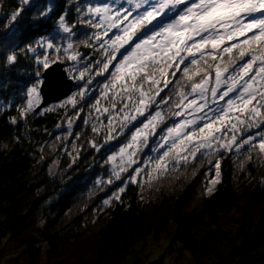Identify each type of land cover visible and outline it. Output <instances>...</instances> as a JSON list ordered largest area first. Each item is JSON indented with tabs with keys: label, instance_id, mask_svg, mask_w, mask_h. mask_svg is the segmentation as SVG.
<instances>
[{
	"label": "trees",
	"instance_id": "16d2710c",
	"mask_svg": "<svg viewBox=\"0 0 264 264\" xmlns=\"http://www.w3.org/2000/svg\"><path fill=\"white\" fill-rule=\"evenodd\" d=\"M100 3L0 0V215L5 218L0 222V264H120L148 238L166 245L163 257L152 264L175 256L180 262L188 254L194 264H264V153L258 147L245 145L239 152L221 148L188 163L172 161L166 172H151L126 185L133 166L120 177L112 174L109 155L127 144L156 108L162 115L157 135L174 123L178 93H190L192 82L183 76L185 61L175 76L169 70L167 87L161 79L159 95L152 86L154 105L122 135L107 142L103 133L93 131L86 120L94 115L95 103L102 102L98 92L112 82L115 72L110 65L97 75L107 45L101 48L94 35L99 33L104 41L106 36L86 21L100 23L87 13ZM61 17L72 29L69 41L79 61L90 67L92 83L77 96L75 106L66 102L24 115L28 88L42 82L39 60L68 61L57 32ZM44 41H52L60 51L46 52L39 46ZM9 55L17 57L14 63L8 62ZM210 71L214 77L215 69ZM69 121L71 134L64 128ZM256 134H264V124L242 125L241 139ZM66 143L77 148L74 157L61 154ZM55 159L60 170L53 175L48 167ZM217 160L221 180L208 195ZM231 214L237 217L228 220Z\"/></svg>",
	"mask_w": 264,
	"mask_h": 264
},
{
	"label": "snow or ice",
	"instance_id": "6c2138e0",
	"mask_svg": "<svg viewBox=\"0 0 264 264\" xmlns=\"http://www.w3.org/2000/svg\"><path fill=\"white\" fill-rule=\"evenodd\" d=\"M21 3H29V0H21ZM128 3H134V9H124L123 14L117 11L114 16L111 15L112 9L107 5L87 8L88 14L101 18L100 23L86 21L90 27H103V36H108L111 29L118 31V34H113L114 38L107 41L102 40L99 33L94 35L101 48L107 45L105 60L99 62L102 67L97 75L108 71L112 65L115 68V72L111 73L112 87L119 86L121 92L126 94L122 99L131 100L130 93H137V103L147 107L145 97L148 93L143 91V84L148 83L150 90L155 86V95H159L163 90L159 87L161 79L163 86L167 87L171 83L167 78L169 70L172 69L171 74L175 76V72L180 71L179 66L188 61L182 71L183 76L192 82L191 91L178 93L179 99L175 107L181 110L174 112L173 115L183 117L189 112L204 113L205 109L213 113L202 126L199 125L201 121H205L206 114L193 119H183L167 129L160 147L169 144L168 150L163 152L153 166L157 176L166 172L168 164L172 161L179 163L182 160L188 163L195 160L197 154H210L214 148L233 151L235 146V150L239 152L245 145H250L258 147L259 151L264 153V134H261L258 145L253 143L255 140L253 136L239 142L237 140L239 125L250 128L264 124V0H139V2L128 0ZM140 9L143 11H139L129 21L133 11ZM21 11L22 8L14 12L11 20L15 21ZM44 14L46 13H42ZM122 24L125 26L121 27ZM60 27L65 33L72 31L70 27L65 26L63 17ZM240 37L244 39L239 40ZM233 41L237 42L229 43ZM126 45L132 46L125 48ZM47 48L60 51L52 41H47ZM67 48L73 50L68 59L76 61L78 54L75 53L71 41ZM117 54L120 59L113 65V61L117 60ZM16 59L15 55L7 57L9 63H14ZM43 67H48L47 60L43 62ZM212 68L215 69L214 79L210 71ZM80 76L83 78V73ZM196 77H199L198 81ZM38 87L37 83L28 88V103L24 115L38 105L40 97ZM108 87L109 85L104 86L105 94ZM84 94L82 91L79 96ZM189 95L193 98L188 99ZM77 99L73 97L67 103L75 106ZM210 99L213 104L226 100V106L221 109L213 108L209 104ZM164 102L167 103V100ZM96 103L99 104V101ZM127 107L125 104L124 108ZM136 110L140 111L139 108ZM160 116L161 113L156 112L148 124L144 125V129H148ZM135 118L125 117L132 120ZM225 130L232 133L227 137V141ZM93 131H96L95 126ZM141 131L138 130L132 137L133 142L141 137ZM174 150L176 154L170 158V153ZM124 151L122 148L121 153ZM131 155L129 153V156ZM129 163L134 161L130 159ZM214 167L216 178L209 182L210 186L206 189L209 193L220 182L218 160ZM139 175L140 171L137 170L136 175L131 177L132 182H136Z\"/></svg>",
	"mask_w": 264,
	"mask_h": 264
},
{
	"label": "rangeland",
	"instance_id": "374dc122",
	"mask_svg": "<svg viewBox=\"0 0 264 264\" xmlns=\"http://www.w3.org/2000/svg\"><path fill=\"white\" fill-rule=\"evenodd\" d=\"M31 0H29V3ZM135 2H139V0H135ZM28 4V3H26ZM109 6L112 9L111 15H115L117 11H120L123 14L124 9L132 10L134 9V3L130 4L128 3V0H101L100 7L103 6ZM96 6V7H97ZM139 11H143V9L140 10H135L132 13V16L129 17V21L135 17V15L138 14ZM2 14L0 13V16ZM174 15V14H170ZM95 18L101 22V18L94 15ZM167 19V18H166ZM61 20L58 23L57 27V32L62 36L64 44H65V51L69 55L73 54L71 53L72 49H68L67 45L69 43V40L71 38V33H65L62 28L60 27ZM127 21L125 22V24ZM125 24H122L121 27H124ZM66 26V25H65ZM106 27V24L104 25ZM103 29V27H102ZM104 30V29H103ZM118 34L117 29H111L108 32V36L105 37V41H107L109 38H114L113 34ZM103 34V33H102ZM135 42V41H134ZM133 42V43H134ZM42 49H44L46 52L52 49L47 48V41L41 42L40 45ZM132 45H126L125 48H130ZM123 52L124 49H121ZM71 53V54H70ZM119 54H117L118 56ZM47 60L48 66L52 63H49V60L44 58L41 61V64L43 65V62ZM56 62V61H55ZM65 69L67 71V74L70 78H72L76 85L83 83V85H78L79 88L73 90L71 95H69L67 98L63 99L60 102L48 105V106H53V105H63L66 103L69 99L73 97L79 96V93L84 91L85 93L88 91V85L89 83H92V78L90 79L92 73L90 72V67L85 65L84 63H81L79 61V58L76 61L69 60L65 62ZM83 73V78H81L80 74ZM96 74V73H95ZM214 79V77H213ZM109 87L107 89V94H105V88L104 90L101 89L100 97L102 98V102H99V104L95 103V109H94V115L92 117L87 118L86 122L88 123V126L91 125L92 128L95 126L96 131L98 133H103L107 137V142L114 140L118 138L120 135H122L128 127H130L134 122L137 120L141 119L145 113H148L150 108L154 105L156 101V97H152L150 95V85L148 83L143 84V91L148 93V96L145 97V103L148 104L147 107H144V105H139L137 103L138 101V94L137 93H130L131 95V100H128L127 98L122 99V96H126L125 93L121 92L120 87L117 86L115 88L112 87V82H108ZM38 87V92H39ZM152 88V87H151ZM223 90V89H222ZM119 93V94H118ZM40 94V92H39ZM149 97H151V102H149ZM193 96L189 95L188 99H192ZM227 99V98H226ZM42 101V97L40 94L39 97V103L36 105L33 109L36 111V108L40 105ZM105 102V104H103ZM186 102V101H185ZM28 103V101H27ZM113 104H115V107H113ZM127 104L128 107L124 108V105ZM209 104L211 107L216 108V109H221L226 106V100L225 101H218L217 103L213 104L211 99L209 100ZM47 106V107H48ZM46 108V107H45ZM43 108V109H45ZM136 108H139L140 111H137ZM32 109V110H33ZM42 109V110H43ZM99 109V111H97ZM104 109H108V111H104ZM181 109L178 108V111ZM143 112L141 115L140 113ZM156 112H160L159 108H156L153 112L149 114L147 117V120L145 123L137 129L130 137L129 141L127 144L121 146L118 150L115 152L111 153L109 155V163H110V169L112 174L115 177H120L122 173H124L129 167L133 166L134 167V172L132 176L136 175V171H140V175L136 178V182L138 180H143L144 177L151 172H154L153 166L157 159L163 154L164 151L168 150L169 144H165L163 148L160 147V144L163 142L162 137H164L167 134V129L169 127H173L176 124L180 123L183 119H193L194 117H199L201 115H205V121H201L199 126H202L204 122H206L207 117L211 116L213 113L209 111V109H205L204 113H186L185 116L183 117H176V121L169 125L163 132L160 134H156V125L158 122L161 120L162 115L154 124H150L148 129H144V125L148 124L149 120L151 119L152 116L155 115ZM132 117L135 116L136 118L134 120L132 119H125V117ZM243 119V117H241ZM109 120H111V124H109ZM65 130H67L68 134L72 133V123L69 125L67 123L64 125ZM60 128H63V126H60ZM58 127V128H59ZM241 127L242 125H239L238 128L240 129L237 132V140L238 142L242 140L240 138L241 136ZM138 130L141 131V137H138L137 141L133 142L132 137L137 133ZM232 133L228 130H225V141H227V137L231 136ZM253 137H255V140L253 142H257V145L259 143V138L260 135L256 134ZM171 142V140H170ZM68 143V142H67ZM65 144V147L62 148L61 154H68L71 157H74V155L77 153V148H74L73 146ZM132 145V147H128V145ZM101 147H97V149H100ZM125 149L123 153H121V149ZM235 149V146L233 147ZM215 150V148L213 149ZM143 152L145 154L143 155ZM129 153L132 155L129 156ZM175 150L170 153V156H174ZM198 155V154H197ZM170 157V158H171ZM114 158V159H113ZM134 161V163H129V160ZM175 162V161H174ZM184 162L180 161L179 163ZM48 170L51 174L55 175L59 173L60 170V160L55 159L53 162L50 163ZM215 175L213 179H215ZM219 177V181H220ZM132 182L131 178H128L125 182V185L129 182ZM135 183V182H134ZM219 183H217L214 187V190L209 193L207 192L208 195L213 194L218 186ZM210 186V184H209ZM208 186V187H209ZM117 195H113L112 198H117ZM108 199V203L111 201V199ZM237 216L235 214H231L228 218V220H232L236 218ZM4 216L0 215V222L4 221ZM165 243H155L151 238H148V240L145 241L143 244L142 242L137 243L134 248L131 250V252L126 256L124 260L120 264H152L153 262L158 261L163 257L164 252H165ZM188 254V253H187ZM164 264H194L193 258L188 254V259L187 260H182L180 262L177 261L176 256L172 258H165V263Z\"/></svg>",
	"mask_w": 264,
	"mask_h": 264
},
{
	"label": "water",
	"instance_id": "95a60500",
	"mask_svg": "<svg viewBox=\"0 0 264 264\" xmlns=\"http://www.w3.org/2000/svg\"><path fill=\"white\" fill-rule=\"evenodd\" d=\"M41 76L39 92L42 101L36 111L63 100L72 93L76 85L75 81L68 77L65 64L60 61L50 64L43 70Z\"/></svg>",
	"mask_w": 264,
	"mask_h": 264
},
{
	"label": "bare ground",
	"instance_id": "6f19581e",
	"mask_svg": "<svg viewBox=\"0 0 264 264\" xmlns=\"http://www.w3.org/2000/svg\"><path fill=\"white\" fill-rule=\"evenodd\" d=\"M68 77H69V76H68ZM69 78H70V77H69ZM71 79H72V78H71ZM67 97H68V96H67ZM67 97H66V98H67ZM64 99H65V98H64ZM61 101H62V100H61ZM59 102H60V101H59ZM52 104H54V103H52ZM50 105H51V104H50Z\"/></svg>",
	"mask_w": 264,
	"mask_h": 264
}]
</instances>
